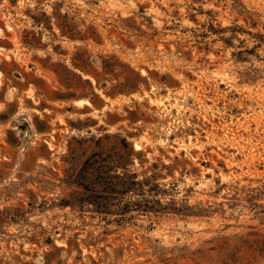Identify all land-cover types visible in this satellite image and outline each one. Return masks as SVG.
I'll return each instance as SVG.
<instances>
[{
    "label": "rangeland",
    "instance_id": "obj_1",
    "mask_svg": "<svg viewBox=\"0 0 264 264\" xmlns=\"http://www.w3.org/2000/svg\"><path fill=\"white\" fill-rule=\"evenodd\" d=\"M0 264H264V0H0Z\"/></svg>",
    "mask_w": 264,
    "mask_h": 264
}]
</instances>
